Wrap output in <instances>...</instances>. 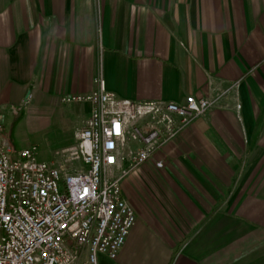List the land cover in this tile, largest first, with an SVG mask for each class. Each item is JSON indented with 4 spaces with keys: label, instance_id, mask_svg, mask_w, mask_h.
Here are the masks:
<instances>
[{
    "label": "crops",
    "instance_id": "0c3cea01",
    "mask_svg": "<svg viewBox=\"0 0 264 264\" xmlns=\"http://www.w3.org/2000/svg\"><path fill=\"white\" fill-rule=\"evenodd\" d=\"M97 78L120 98L212 104L122 180L136 220L97 264H264V0H0L11 145L22 114L38 160L81 167L62 150L91 104L63 97Z\"/></svg>",
    "mask_w": 264,
    "mask_h": 264
},
{
    "label": "built area",
    "instance_id": "2783aa9c",
    "mask_svg": "<svg viewBox=\"0 0 264 264\" xmlns=\"http://www.w3.org/2000/svg\"><path fill=\"white\" fill-rule=\"evenodd\" d=\"M96 82V91L63 97L91 104L62 150L81 163L73 171L38 160L34 145L15 151L0 124V264L115 261L136 220L122 180L212 105L193 95L180 103L120 98Z\"/></svg>",
    "mask_w": 264,
    "mask_h": 264
},
{
    "label": "rangeland",
    "instance_id": "374dc122",
    "mask_svg": "<svg viewBox=\"0 0 264 264\" xmlns=\"http://www.w3.org/2000/svg\"><path fill=\"white\" fill-rule=\"evenodd\" d=\"M24 119L26 120V118L23 117L22 114L19 115L15 119L14 128L13 129L7 128V130H5L6 135L11 136L12 145L14 146L15 151L25 147L27 148L32 146L30 145V143H28V138L26 136V131H25V129H27V126L23 122Z\"/></svg>",
    "mask_w": 264,
    "mask_h": 264
}]
</instances>
